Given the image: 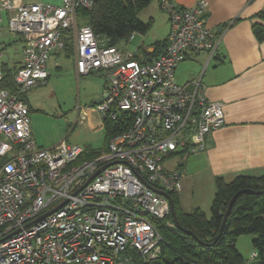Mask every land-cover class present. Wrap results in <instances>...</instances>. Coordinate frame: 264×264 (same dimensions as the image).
Instances as JSON below:
<instances>
[{
  "label": "built area",
  "instance_id": "1",
  "mask_svg": "<svg viewBox=\"0 0 264 264\" xmlns=\"http://www.w3.org/2000/svg\"><path fill=\"white\" fill-rule=\"evenodd\" d=\"M158 2L169 20L166 45L140 62L105 44L88 23L77 24L76 9L93 0H0V37L5 18L23 40L16 90L0 88V264H140L158 256L162 237L153 220L171 213L165 194L177 193L184 176L167 162L204 151L207 135L225 122L222 102L210 100L199 79L173 78L188 51L216 48L204 1L186 8ZM65 29L74 35L76 75L104 72L94 108L119 128L107 150L90 158L66 139L38 145L24 99L46 82L47 60L63 47Z\"/></svg>",
  "mask_w": 264,
  "mask_h": 264
},
{
  "label": "crops",
  "instance_id": "2",
  "mask_svg": "<svg viewBox=\"0 0 264 264\" xmlns=\"http://www.w3.org/2000/svg\"><path fill=\"white\" fill-rule=\"evenodd\" d=\"M171 1L176 6L186 8L195 6L201 0ZM202 1L205 4V24L217 40L216 48L212 53L205 50L188 51L185 58L177 64L173 78L178 83L199 79L207 97L222 102L225 122L222 127L207 135L204 151L190 154L180 163L178 161L184 176L181 188L176 194L183 211L199 207L209 213L215 191V177L221 176L225 181H230L243 173L252 175L264 173V39L259 41L252 30L254 23L264 24L257 16L259 12L264 11V0ZM14 2L49 3L58 6L62 0H14ZM142 11L145 12L144 17L138 16L139 19L150 22L151 28L155 19L159 18L160 27L164 30L162 37L159 39L150 37L148 44H144L143 39L133 52L145 62L151 53L157 51L155 43L167 38L169 20L166 12L160 8L158 0H152L139 12ZM83 23L86 21L77 16V24ZM4 27L6 22L5 26L2 22L0 44L3 43L1 38ZM147 31L140 34H146ZM71 35L72 49L67 52L62 49L64 53L74 52V35L73 33ZM132 39L128 38L127 41ZM9 44L10 42L4 43L3 46ZM120 45L118 47L127 51ZM4 48L0 47L2 54ZM22 60L23 52L20 60L2 63L20 65ZM74 73L76 75L75 66ZM49 76L50 73L46 82ZM33 88L24 94L29 111L31 106L28 95ZM97 98L100 97L95 96L93 106L97 103L94 102ZM81 111L83 113L85 109ZM30 129L38 144L31 126ZM54 144L51 143L49 146ZM188 198L189 209L186 205Z\"/></svg>",
  "mask_w": 264,
  "mask_h": 264
},
{
  "label": "trees",
  "instance_id": "3",
  "mask_svg": "<svg viewBox=\"0 0 264 264\" xmlns=\"http://www.w3.org/2000/svg\"><path fill=\"white\" fill-rule=\"evenodd\" d=\"M152 0H93L91 8L79 7L76 14L90 25L94 34L105 39V44L119 46L128 40L133 32L144 33L150 28V22L138 17L141 9ZM257 16L264 21V11ZM255 37L264 39V24L254 23ZM72 31H62L64 52L72 49ZM166 45V39L155 43L156 52L146 61L160 52ZM133 57L144 62L138 55ZM17 64L2 63L3 77L0 88L16 90L13 80ZM25 99V98H24ZM105 145L103 148H84V157L97 156L107 150L108 140L119 128L117 121L104 120ZM215 191L206 213L199 207L183 211L177 194H172L174 212L180 226H177L171 213L162 219L153 220L154 226L162 237L160 252L151 262L140 264H264V193H251L250 190H264V173L260 175L239 174L230 181L215 177ZM240 192L232 204L226 223L219 231L223 214L230 198ZM190 231V232H188ZM251 234V244L256 256L248 263L236 246L237 237ZM218 236V237H217Z\"/></svg>",
  "mask_w": 264,
  "mask_h": 264
},
{
  "label": "rangeland",
  "instance_id": "4",
  "mask_svg": "<svg viewBox=\"0 0 264 264\" xmlns=\"http://www.w3.org/2000/svg\"><path fill=\"white\" fill-rule=\"evenodd\" d=\"M144 13V11L139 12L138 16L144 17ZM5 22L4 18V26ZM163 35L164 30L160 27V19L156 18L153 27L146 34L134 33V39L123 40L120 46L133 53L143 39L144 44H148L150 37L159 39ZM1 39L3 43L0 47H5L1 60H20L23 46L21 35L10 33L7 27H4ZM9 42V45L3 46L4 43ZM47 70L50 73L48 81L34 87L28 95L31 106L30 126L33 128L38 144L50 147L49 144L66 139L84 148H103L105 145L104 122L92 105V101L95 96L100 97L103 93L104 72H90L77 78L74 73V54L64 53L62 49L51 52L47 60ZM82 109H85L84 115ZM182 160L181 157L175 156L167 162V165L176 167L178 164L175 162L180 163ZM187 200L188 206L190 200L189 198ZM189 208L188 206L187 209ZM251 240L252 235L247 233L239 235L236 240L239 252L248 263L253 261L250 257L254 252Z\"/></svg>",
  "mask_w": 264,
  "mask_h": 264
},
{
  "label": "water",
  "instance_id": "5",
  "mask_svg": "<svg viewBox=\"0 0 264 264\" xmlns=\"http://www.w3.org/2000/svg\"><path fill=\"white\" fill-rule=\"evenodd\" d=\"M92 72H95V71L93 70ZM99 100H100V98H97V100H94V102H98ZM96 173H97V172H96ZM96 173H95V174H96ZM95 174H93V175L91 176V178H92ZM249 192H251V193H264V190H259V191H253V190H250ZM239 193H240L239 191L236 192V193L230 198L229 202L227 203L226 210H225V212H224V214H223V219H222V222H221V225H220V228H219V231H220V232L222 231V229H223V227H224V225H225V223H226V218H227V216H228V214H229V212H230V209H231V207H232V204H233V202L235 201V199H236V197H237V195H238ZM165 196H166V197L168 198V200H169V204H170V212H171V215L173 216V220H174V222H175V224H176L177 226H180L179 223H178V221H177V218H176V216H175L174 205H173L172 197H171L169 194H165ZM188 232H190V231H188ZM190 233H191V232H190ZM217 237H218V236H217Z\"/></svg>",
  "mask_w": 264,
  "mask_h": 264
}]
</instances>
